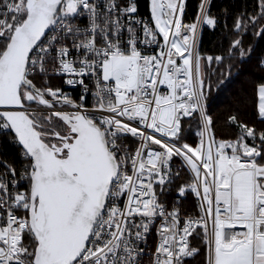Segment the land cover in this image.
I'll return each instance as SVG.
<instances>
[{"label": "snow or ice", "instance_id": "obj_1", "mask_svg": "<svg viewBox=\"0 0 264 264\" xmlns=\"http://www.w3.org/2000/svg\"><path fill=\"white\" fill-rule=\"evenodd\" d=\"M210 3L184 23L185 0H150V18L137 0H0V134L19 151L0 160V264H186L198 239L206 264H264V129L231 115L236 138L217 140L208 112L211 76L251 56L244 35L264 40V0L235 14L227 64L199 51ZM253 91L264 124V78ZM182 172L178 196L198 200L183 218L160 200Z\"/></svg>", "mask_w": 264, "mask_h": 264}, {"label": "trees", "instance_id": "obj_2", "mask_svg": "<svg viewBox=\"0 0 264 264\" xmlns=\"http://www.w3.org/2000/svg\"><path fill=\"white\" fill-rule=\"evenodd\" d=\"M256 0H211L210 13L217 17L218 24L215 28L203 25L199 37V51L205 57L222 55L227 60L230 42L236 38L233 34V21L235 14L241 11L245 5L251 11ZM138 10L142 13L148 11V0H137ZM200 0H185L184 20H193L198 12ZM227 12V15L225 14ZM225 23L227 27H225ZM243 43L245 47L251 45L253 51L250 57H245L241 62L240 58L231 60V75L226 76V82L218 83L216 75L211 76L212 88L208 92V112L213 118V131L217 140L235 139L239 129L235 124L229 122L231 115H236L238 120L254 126L257 129H264V124L260 122L257 114V97L253 91V85L261 78H264V70L261 69L260 60L264 58V40L255 38L251 32L244 35ZM215 65L213 64V68ZM51 86L53 88L61 87L59 78H51ZM76 93V92H75ZM74 93V94H75ZM72 94V97H76ZM184 135L189 144L198 143L199 137L196 135L198 131L196 123L193 121L189 127V120H184ZM2 157L8 162L19 164V151L17 146L11 142L7 136L2 140ZM190 176L187 173L181 174L173 185V190L166 197L174 200V189L183 182H189ZM163 197V195H162ZM187 199L192 205H188L189 209L198 212L197 201L190 192L183 198ZM194 204V205H193ZM192 240V237L190 238ZM194 244H200L201 251L194 258H190L186 264H205L206 250L201 240H193Z\"/></svg>", "mask_w": 264, "mask_h": 264}, {"label": "built area", "instance_id": "obj_3", "mask_svg": "<svg viewBox=\"0 0 264 264\" xmlns=\"http://www.w3.org/2000/svg\"><path fill=\"white\" fill-rule=\"evenodd\" d=\"M137 15V18H150V12L149 11H147L146 13H142V12H140L139 10H138V13L136 14ZM197 15V14H196ZM195 18H196V16L194 17V19L193 20H184L183 19V22L184 23H192V22H194L195 21ZM78 23H80L81 25H84V24H86L87 23V21L86 20H80V21H78ZM203 27V26H202ZM202 29V28H201ZM200 33H201V30H200V32L198 33V43H199V37H200ZM54 78H59L60 80H61V87L60 88H62L65 92H67V93H69L70 95H72V94H74L75 92V98H78L79 96H80V89L77 87V88H72V87H69L68 85H66L65 83H64V81H63V79L61 78V77H59V76H54ZM89 102H91V98H89ZM185 119H187V118H185ZM4 135H2V134H0V160H4L3 159V157H2V152H1V149H2V140L4 139ZM127 143L129 144V146L134 150L135 149V147L137 146V144H136V142L135 141H133L131 138H129L128 139V141H127ZM172 166H173V171L175 172L178 168H179V166H180V160L178 159V158H173V162H172ZM182 174V173H181ZM188 174V173H187ZM189 176H190V174H188ZM176 181V180H175ZM185 182H183V183H181V184H184ZM181 184H179L178 186H177V188L176 189H174V200L172 199H170L169 197H166L167 196V194L170 192V191H172L173 190V185L174 184H172L171 186H170V190H165V192H164V194H163V197H162V195L160 196V200L161 201H163V202H165L168 206H169V208H171V206L172 205H176V206H178L179 207V209H180V215H181V217L183 218L184 216H185V214L187 213V214H189V215H193V216H195L196 214H197V212H194V211H188V210H186L185 208H183V206H182V200H183V198L185 197H179L178 196V187L181 185ZM161 223V220L158 218L157 220H156V222H155V224H154V226H153V229H152V232H151V234L149 235V238H148V249H151V250H154V247H155V245H156V243L158 242V236H157V234H156V227H158L159 226V224ZM191 237H189V239H190ZM148 256H145L144 257V260H145V264H147V262H148Z\"/></svg>", "mask_w": 264, "mask_h": 264}, {"label": "rangeland", "instance_id": "obj_4", "mask_svg": "<svg viewBox=\"0 0 264 264\" xmlns=\"http://www.w3.org/2000/svg\"><path fill=\"white\" fill-rule=\"evenodd\" d=\"M148 11L150 12V0H148ZM191 204L188 202V200L186 198L182 200L183 208H185L188 211H192L191 209H189V206H188V205L192 206Z\"/></svg>", "mask_w": 264, "mask_h": 264}, {"label": "crops", "instance_id": "obj_5", "mask_svg": "<svg viewBox=\"0 0 264 264\" xmlns=\"http://www.w3.org/2000/svg\"><path fill=\"white\" fill-rule=\"evenodd\" d=\"M257 103H258V99H257ZM249 142H250V141H249ZM237 230H241V229L238 228Z\"/></svg>", "mask_w": 264, "mask_h": 264}, {"label": "bare ground", "instance_id": "obj_6", "mask_svg": "<svg viewBox=\"0 0 264 264\" xmlns=\"http://www.w3.org/2000/svg\"><path fill=\"white\" fill-rule=\"evenodd\" d=\"M206 264V263H205Z\"/></svg>", "mask_w": 264, "mask_h": 264}]
</instances>
